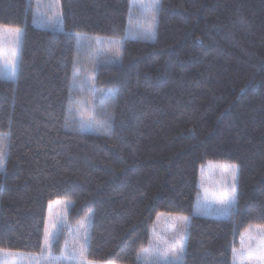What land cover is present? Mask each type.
<instances>
[{
	"label": "trees",
	"instance_id": "trees-1",
	"mask_svg": "<svg viewBox=\"0 0 264 264\" xmlns=\"http://www.w3.org/2000/svg\"><path fill=\"white\" fill-rule=\"evenodd\" d=\"M53 2L60 29L34 25L52 0H0V26L22 29L0 76V249L41 254L63 200L68 226L88 216L92 264H140L159 213L188 218L177 264H231L264 225V0H158L152 34L128 30L130 0ZM205 163L238 166L226 217L202 214Z\"/></svg>",
	"mask_w": 264,
	"mask_h": 264
},
{
	"label": "rangeland",
	"instance_id": "rangeland-1",
	"mask_svg": "<svg viewBox=\"0 0 264 264\" xmlns=\"http://www.w3.org/2000/svg\"><path fill=\"white\" fill-rule=\"evenodd\" d=\"M49 6V12H37L34 20V25L45 29H60V19L58 10L54 9L55 5ZM158 6V0H130L129 9V25L128 30L130 32H145L152 34L154 27L153 11ZM17 29H19V35H17ZM22 36L21 28H11L0 26V76L14 79L16 73L18 51L20 45V39ZM77 36L78 42L81 41L82 37ZM94 48L101 47V39L94 37ZM109 41H104L103 46H108ZM94 52V51H93ZM114 61V58H109ZM14 62V63H13ZM81 127L89 129V125L85 120L81 123ZM5 151L0 145V169L4 159ZM229 165L226 163H205L200 166L198 173V186L200 188V205L202 207V214L213 217H226L220 212L221 205L219 204V198L221 193L227 187L229 190L233 183L231 171H226L223 166ZM69 207L68 201L53 200L47 206L46 221L44 226V232L46 224L50 227L54 220L58 217H62L64 225L61 227L59 233L63 231L65 233V242L63 248L56 257H65L69 255L73 247L79 249L80 243L76 234V230L79 225L85 221L82 219L77 225L70 227L65 221V214ZM232 208V207H231ZM230 208V209H231ZM229 209V210H230ZM228 210V213H229ZM186 216L172 215L159 213L156 215L151 231L150 238L147 246L143 250L154 249L157 245V241L160 242L162 248V255L160 257L152 255H139L137 260L140 264H177L179 261L175 257L169 255L167 261L164 260L163 254L167 252L168 246H175V239H179L178 229L182 230L181 235L183 241L186 234V227L182 220L177 218H185ZM187 218V217H186ZM188 219V218H187ZM84 231H79V237H83ZM259 236L257 235L256 226H251L242 232L238 238V247L232 252V263L231 264H260L255 258L249 256V248H255ZM68 248V252L65 248ZM43 250H46L45 236L42 242ZM142 250L140 251V253ZM39 255H28L16 252L3 251L0 255V264H38ZM54 255V254H53ZM55 256V255H54ZM60 264H89L83 257L77 256L75 260L64 259L59 262ZM92 264V263H90Z\"/></svg>",
	"mask_w": 264,
	"mask_h": 264
},
{
	"label": "snow or ice",
	"instance_id": "snow-or-ice-1",
	"mask_svg": "<svg viewBox=\"0 0 264 264\" xmlns=\"http://www.w3.org/2000/svg\"><path fill=\"white\" fill-rule=\"evenodd\" d=\"M17 35H19V29L16 30ZM14 63V62H13ZM111 90L101 91L99 95L101 96V106H102V113L101 117L104 115H107L106 112V101L104 97L107 95V93H110ZM96 93L94 92V99H95ZM88 125L91 127L93 125H97L98 121L95 116H93L92 119H90L88 122ZM102 123V120L99 122ZM226 171L230 170L232 175V185L230 190L226 187L225 190L221 193L219 198V204L221 205L220 212L222 215H228V210L235 204L236 202V192H237V179H238V166L235 164L232 165H225L223 166ZM92 213H89V216H91ZM178 220H182L184 225H187L188 219L185 218H177ZM65 226L64 221L62 217H58L54 220L52 225L49 227L46 224L45 227V242H46V250H43L40 257L38 258V264H59L60 261L64 259L68 260H75L77 256L86 257V252L88 248V239H89V232H88V218H85V221L82 222L79 225V228L76 230V234L78 237V241L80 243L79 249L73 247L71 253L65 257H56L52 254L51 248L53 247L54 243L58 239L59 232L61 230V227ZM83 230L84 235L83 237H79V231ZM178 235L180 236L179 239H175V245H178V247L175 246H168L167 252L163 254V258L165 261L169 259V255L172 257H175L177 261L180 260L181 255L184 252V241L183 236L181 235L182 230L178 229ZM257 235L259 236V240L257 241V245L255 248H249V256L251 258H255L257 261L260 262V264H264V225H258L256 226ZM65 251L68 252V248L66 245ZM162 248L160 247V242L157 241V245L154 249H148V250H142L141 253L138 255H152L156 257H160L162 255ZM3 254V250L0 249V255ZM90 264V262H89Z\"/></svg>",
	"mask_w": 264,
	"mask_h": 264
}]
</instances>
